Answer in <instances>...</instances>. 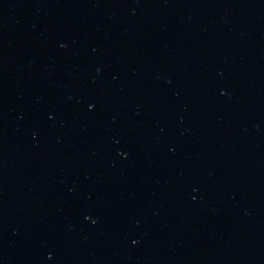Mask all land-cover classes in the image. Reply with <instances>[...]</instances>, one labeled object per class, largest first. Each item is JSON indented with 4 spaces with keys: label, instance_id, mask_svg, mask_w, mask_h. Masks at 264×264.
I'll use <instances>...</instances> for the list:
<instances>
[{
    "label": "water",
    "instance_id": "obj_1",
    "mask_svg": "<svg viewBox=\"0 0 264 264\" xmlns=\"http://www.w3.org/2000/svg\"><path fill=\"white\" fill-rule=\"evenodd\" d=\"M0 264H264V0H0Z\"/></svg>",
    "mask_w": 264,
    "mask_h": 264
}]
</instances>
